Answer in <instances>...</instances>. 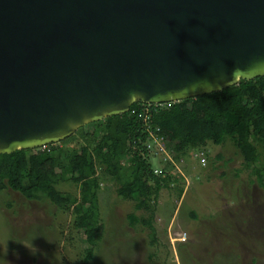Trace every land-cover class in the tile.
I'll list each match as a JSON object with an SVG mask.
<instances>
[{"label": "water", "instance_id": "95a60500", "mask_svg": "<svg viewBox=\"0 0 264 264\" xmlns=\"http://www.w3.org/2000/svg\"><path fill=\"white\" fill-rule=\"evenodd\" d=\"M262 76L264 0H0V155Z\"/></svg>", "mask_w": 264, "mask_h": 264}, {"label": "rangeland", "instance_id": "374dc122", "mask_svg": "<svg viewBox=\"0 0 264 264\" xmlns=\"http://www.w3.org/2000/svg\"><path fill=\"white\" fill-rule=\"evenodd\" d=\"M91 130L97 133L98 127ZM151 155L154 172H163L162 158ZM170 155L177 181L161 190L154 212L120 196L117 178L98 168L95 212L105 233L89 263L74 225L79 204L63 214L47 200L0 192V264H264V189L246 171L242 149L228 140L197 146L180 161ZM59 189L80 201L89 191L84 182L62 183Z\"/></svg>", "mask_w": 264, "mask_h": 264}, {"label": "trees", "instance_id": "16d2710c", "mask_svg": "<svg viewBox=\"0 0 264 264\" xmlns=\"http://www.w3.org/2000/svg\"><path fill=\"white\" fill-rule=\"evenodd\" d=\"M163 104L167 106H158L156 112L152 109L148 124L139 116L143 108L139 102L128 113L88 124L58 144L0 155V192L15 190L27 201L47 200L63 214L79 204L74 225L83 237L84 261L89 263L105 233L95 212L100 189L98 168L117 178L120 196L151 212L161 190L177 181L172 161L161 160L163 172H154L148 148L150 125L160 129L176 161L197 146H223L229 140L242 149L246 171L264 189V76L242 80L220 92ZM92 126L98 127L97 133ZM72 141L80 144L67 150ZM81 182L89 188L83 201L59 189L62 183L78 187ZM182 194L183 188H179L178 196ZM149 229L155 244L157 233L152 222Z\"/></svg>", "mask_w": 264, "mask_h": 264}, {"label": "built area", "instance_id": "2783aa9c", "mask_svg": "<svg viewBox=\"0 0 264 264\" xmlns=\"http://www.w3.org/2000/svg\"><path fill=\"white\" fill-rule=\"evenodd\" d=\"M154 106V107H153ZM164 106V104H143L142 112L139 114L140 117L144 118V123L148 124L149 119L151 117V111L154 108L155 112L158 111L156 108ZM159 108V107H158ZM135 113V111H133ZM151 123V122H150ZM148 133L150 136V142L148 144V148L151 154L155 156L161 157L164 162L172 161L173 159L171 155L168 153L166 144L164 142V137L161 135V131L159 128H153V125L147 127ZM161 170H155L156 174H161Z\"/></svg>", "mask_w": 264, "mask_h": 264}]
</instances>
